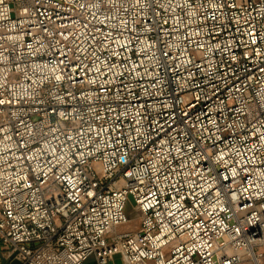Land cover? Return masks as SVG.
Segmentation results:
<instances>
[{"label": "built area", "instance_id": "1", "mask_svg": "<svg viewBox=\"0 0 264 264\" xmlns=\"http://www.w3.org/2000/svg\"><path fill=\"white\" fill-rule=\"evenodd\" d=\"M0 242L264 264V0H0Z\"/></svg>", "mask_w": 264, "mask_h": 264}, {"label": "rangeland", "instance_id": "2", "mask_svg": "<svg viewBox=\"0 0 264 264\" xmlns=\"http://www.w3.org/2000/svg\"><path fill=\"white\" fill-rule=\"evenodd\" d=\"M126 214H127V217L129 218V222L128 223H125L121 226L118 227V231H128L130 229H135L137 228L138 224H139V212L133 210L130 208V205H127L126 207ZM121 254L117 253L115 254L114 256V259H115V263L116 264H121ZM85 264H95V260L93 257H90L86 262Z\"/></svg>", "mask_w": 264, "mask_h": 264}, {"label": "crops", "instance_id": "3", "mask_svg": "<svg viewBox=\"0 0 264 264\" xmlns=\"http://www.w3.org/2000/svg\"><path fill=\"white\" fill-rule=\"evenodd\" d=\"M10 256V252L6 250V246L0 242V264H10L8 257Z\"/></svg>", "mask_w": 264, "mask_h": 264}]
</instances>
